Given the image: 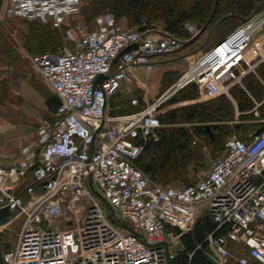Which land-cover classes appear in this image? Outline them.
I'll use <instances>...</instances> for the list:
<instances>
[{
  "label": "built area",
  "instance_id": "built-area-1",
  "mask_svg": "<svg viewBox=\"0 0 264 264\" xmlns=\"http://www.w3.org/2000/svg\"><path fill=\"white\" fill-rule=\"evenodd\" d=\"M5 15L65 25L57 51L32 54V63L61 100L54 118L38 127L41 150L23 149L18 166L31 169L42 187H26L27 201L0 182V208L24 222L6 264H174L181 236L204 213L224 226L208 236L205 254L216 264H264V131L243 139L232 134L223 155L203 177L186 186L152 181L136 164L165 126L163 104L194 85L209 99L243 87L264 63L260 32L264 9L193 59L183 76L158 99L130 113L111 112V99L132 83L138 66L152 69L157 56L182 46L180 36L154 26L129 28L105 12L88 28L76 17L81 0H3ZM189 31L196 30L188 23ZM105 75L97 82L99 75ZM132 106L141 104L139 97ZM259 103L250 110L259 117ZM261 121L264 122V119ZM236 121H233L234 124ZM96 196L101 199L98 200ZM107 206L111 213H107ZM246 249L232 263V248Z\"/></svg>",
  "mask_w": 264,
  "mask_h": 264
},
{
  "label": "trees",
  "instance_id": "trees-1",
  "mask_svg": "<svg viewBox=\"0 0 264 264\" xmlns=\"http://www.w3.org/2000/svg\"><path fill=\"white\" fill-rule=\"evenodd\" d=\"M2 5L5 6L3 0H0V8ZM81 8L85 16L89 18L103 12H111L117 21L126 20L127 26L130 27L137 25L144 30L160 26L180 37L193 38L190 43L183 44L176 51L178 52L187 50L192 44L204 38L207 43L212 42L207 47V49L210 48L241 23L262 11L264 0H90L84 9ZM24 21L27 26L23 31L25 46L30 53L57 51L64 43L61 29L55 28L51 23H43L36 19H24ZM188 23L196 26L197 32L199 31L196 36L187 30ZM165 78L161 83L164 90L171 85L165 83ZM193 88L196 87L191 84L185 86L163 106L196 99L198 94ZM6 94L7 91L2 82L0 83V102L4 101ZM231 95L236 104L227 95H221L205 101L176 106L161 113L160 118L165 126L159 140L148 142L142 155L134 161L135 164L152 181L163 185L180 183L186 186L194 183L195 181L190 179L193 164H198L203 157L200 153L203 143L196 141L195 137L201 142L208 143L217 153L221 148L224 151V141L232 134L240 132L245 136L248 130L256 131L264 125L261 121L264 119V63L257 67V74L250 73L244 78L243 87L233 86ZM48 101L54 111L61 103L56 95H52ZM140 101L139 106L131 105L132 111L120 113L142 109L146 104L142 106L143 100ZM256 103H259L257 107L259 117L250 112ZM237 112H240L239 118L245 121L241 123L240 129L236 128L235 123L232 124ZM250 120L254 122H249ZM240 137L248 139V136ZM223 232L224 226L215 222L208 213L199 216L193 229L181 236V249L174 259V264H216L205 254V249L210 234L220 235ZM0 264H6L1 253Z\"/></svg>",
  "mask_w": 264,
  "mask_h": 264
},
{
  "label": "rangeland",
  "instance_id": "rangeland-1",
  "mask_svg": "<svg viewBox=\"0 0 264 264\" xmlns=\"http://www.w3.org/2000/svg\"><path fill=\"white\" fill-rule=\"evenodd\" d=\"M82 1V7L84 9L85 5L89 3L90 0H81ZM5 6L2 5L0 8V73H26L29 78V85L34 89L33 94L41 95V88L42 90L45 89L43 83V79L40 78L39 72L35 65L32 63L30 56L33 53H30L26 46H25V33H23L24 29L26 30V23L24 19H21L19 17H9L5 15ZM105 12L95 16V17H86L84 12L81 8V13L76 17L77 21L83 22L86 24L88 28H92L97 21V19L103 15ZM121 23H124L126 26L127 21L122 20ZM129 28H137L138 26H127ZM159 28H162L158 26ZM68 28V25L64 27V29L61 28V34L65 35V31ZM188 30V29H187ZM189 31V30H188ZM192 33V35L196 36L199 31L197 32V28L194 31H189ZM183 40V44L190 43L193 38L187 39L184 37H181ZM65 41V40H64ZM211 42V41H210ZM206 42L205 38L201 39L200 41L196 42L195 44H192L187 50H179L181 47H179L177 50H175L173 53H169L168 55H164L161 57H157L155 60V71H147L145 69H140L136 73V77L134 81L131 83L130 86H132V91H129L128 89H125V86L122 87L121 90H119L116 97H114L111 100V112L120 113V112H129L133 110V107L130 104V101L134 97H139L140 100H143L142 106H144L147 103H151L155 101L156 99L160 98L165 92L162 88V81L165 78V83L167 85L172 86V84H175L182 76L184 72L189 67V64L191 60L195 59L201 53L207 49V47L212 43ZM162 69V70H161ZM167 75V76H166ZM15 76V74H14ZM2 83V81H0ZM22 87L20 85L14 84L13 88L10 93L6 94V97L4 100L13 99L14 104H20L21 102H25V108H30L29 102L36 103L35 99H33V94L31 97H28V93L26 90L21 89ZM197 88V87H196ZM193 88L195 92L198 94V97H200L201 91L198 90V88ZM205 101V100H204ZM123 114V113H120ZM240 112L236 113V118L234 121L235 123L241 124L245 123L244 120L239 118ZM41 123L44 119L47 117H50L47 114L45 115L42 113L41 115ZM251 122V120H250ZM240 135V134H239ZM196 141H199L202 145V148L200 150V153L203 155L202 159L199 161L198 164H193V173L190 175V179L193 181L199 180L201 177L204 176V174L211 168V164L213 160H215L217 157L222 156L223 150L219 152H215L208 143L201 142L199 138L195 137ZM226 141V140H225ZM224 141V144H225ZM176 186H184L182 184H174ZM98 200L101 198L99 196H96ZM105 209L107 213H111V210L105 206ZM17 235L18 233L7 231L2 234L0 237V252L4 250V248H7L8 246L12 245L14 242L17 241ZM232 254L231 257L232 263H235L236 257H238L241 254L246 253V249L241 248H232ZM250 264H258V263H250Z\"/></svg>",
  "mask_w": 264,
  "mask_h": 264
},
{
  "label": "crops",
  "instance_id": "crops-1",
  "mask_svg": "<svg viewBox=\"0 0 264 264\" xmlns=\"http://www.w3.org/2000/svg\"><path fill=\"white\" fill-rule=\"evenodd\" d=\"M259 37L261 38L262 47L264 49V30L260 32ZM155 67L156 64H154V67L152 69H147L144 66H138L134 70L135 76L138 70L142 68L147 71L153 72L155 71ZM40 78L43 79L41 75ZM28 80L29 78L26 73H0V81L4 83L7 94L11 92L13 85L16 84L17 87L18 85H20L22 87L21 89L26 90L28 93V97H31L34 89L30 87ZM43 81L45 82V84L43 83L45 89L42 90L41 88V95L33 94V99H35L36 103L29 102V106L31 105L30 108H25V102H21L19 105L14 104L13 99L9 100L10 98H8V100L6 99L0 102V166L7 168L18 166L19 162L24 156L23 149L25 147H29L32 151H36L39 158L41 145L39 142V134L37 130L39 125L41 124V115L45 111V115L47 114V116H50L47 118H54L55 111L52 109V106L50 105L48 99L52 95H56L58 97V95L53 91V89L46 83L44 79ZM130 85L128 83L123 84V86H125V89L132 91L133 87ZM122 87L120 88V90L122 89ZM201 94L202 95L200 97H197L196 99L167 105V107L170 109L176 106L209 99L204 92L201 91ZM229 98L236 104L232 95ZM251 122H254V120H251ZM235 124L236 128L240 129L241 124ZM253 131V129L248 130V134H246L245 136L241 135L240 132V135L239 133L238 135L247 137ZM0 182L11 184L12 192H15L16 194L22 196L25 201H27V199L29 198L26 193V187L28 185H34L35 192H41L42 190L41 185L33 180L31 169L26 170L23 174L18 173L6 176L0 175ZM9 216H11V214ZM7 220L5 221V223L7 222ZM23 222L24 216L21 214L14 218L9 223V225H5V223L0 224V237L7 231H16L18 233V240ZM16 243L17 241L7 248H4V250L0 253L3 254L4 251L15 246ZM252 262L254 261H251L250 263Z\"/></svg>",
  "mask_w": 264,
  "mask_h": 264
},
{
  "label": "water",
  "instance_id": "water-1",
  "mask_svg": "<svg viewBox=\"0 0 264 264\" xmlns=\"http://www.w3.org/2000/svg\"><path fill=\"white\" fill-rule=\"evenodd\" d=\"M105 78H107L105 75L101 74L99 75V77L97 78V82H102ZM262 131H264V125L261 126L256 133H261ZM12 213V211L10 210V208L8 206H4L0 208V224H4L5 221L7 220L8 216Z\"/></svg>",
  "mask_w": 264,
  "mask_h": 264
}]
</instances>
